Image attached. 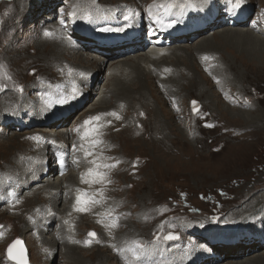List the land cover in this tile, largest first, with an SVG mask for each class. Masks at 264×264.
<instances>
[{"label": "rangeland", "instance_id": "374dc122", "mask_svg": "<svg viewBox=\"0 0 264 264\" xmlns=\"http://www.w3.org/2000/svg\"><path fill=\"white\" fill-rule=\"evenodd\" d=\"M117 1L118 0H0L1 157H3L4 152L6 154L10 153L13 146L24 143L26 140L29 141V139H33L38 133L33 128H40L41 130L44 127L50 126L56 114V109L57 112H60V108L64 105L72 106L69 110L72 109L71 111H73L72 116L69 117L71 118L68 120L69 123L66 124L67 127H61L64 129L67 128L69 131L65 139L68 140L72 137L70 133L72 129H75L76 123L85 126L83 123L90 115L87 109L102 91L105 84L104 76L111 62L110 59L113 57L115 58L117 55L107 56L106 69L103 70V72L92 74L88 83H86V81L84 83L79 82L77 88L80 87V94L78 93V95L73 98L68 97V101L65 99V103L68 104L64 103L62 107H58L56 104H60L59 101L61 100V97H58L56 99V104L54 102L55 105H53V107L48 108L44 114L41 113V117L37 118L38 114L30 113V116L23 114L22 111L24 110L22 106H25V104H27L26 102L29 101L35 104V98L37 97L40 99L43 94L39 93V88L41 87L44 89L49 88V91L61 88L64 84H59V79L64 75L62 72H65V66L67 65L64 64V68L63 66L60 68H53L54 73L48 74L51 83L46 82L41 78V74L44 75L45 72L49 73L47 71L48 67H45V63L43 62H32L34 60L33 56L36 53L34 48L41 39L45 40V37H49L53 28L57 29V32H59L62 37L60 33L61 30L66 33L68 29H74L72 28L73 21L91 23L90 21L93 20L89 17L90 12L113 10L117 5L133 6L130 0H125V2L121 1L122 3ZM147 1L149 0H143L142 2L135 0L136 4L139 6L140 12L142 10V4ZM224 1L226 2L227 0ZM229 1L232 2V0ZM244 2L245 5L249 7L250 12L248 14V22L242 29H248L251 25L255 26L252 24L253 18H256L260 11L264 10V4L261 5L264 3V0H244ZM219 8L222 9L221 6H219ZM160 9L162 8L160 7ZM140 12H135V19L141 17ZM72 13H74V15H71ZM132 14L133 13H131V15ZM192 15V17H194V14ZM120 18H124V16L121 15L118 19L115 18V21L121 20L123 23L126 22ZM129 21H131V18ZM132 21L135 23L134 20ZM85 22H82L81 25L83 27L81 30L75 29L74 31L81 36L79 39L81 43L93 45L92 43L96 42V40H93L94 38H88L89 34L85 31L87 30ZM108 23L91 25H93V27L95 26V29H100L105 27ZM140 25L142 24L140 23L138 27H140ZM263 25L264 21H261L258 27L260 28ZM221 28H223V26L215 30L210 28V30L207 31L208 28L205 32L208 37H211L213 32ZM146 31L145 27V32ZM66 35L68 34L66 33ZM201 35L202 33L195 34L194 38L182 37L169 46L182 44L187 47L194 46L195 41L198 40ZM65 39L67 44L73 41L69 35L67 38L65 37ZM70 44L72 45V43ZM104 45L107 46V44ZM74 50L81 52L83 49L79 50L76 48ZM110 51L111 50H108L107 52ZM218 51L219 52L216 53L217 56H225L229 58L231 62H234L232 55L224 47ZM83 52L93 53L94 51L91 50L87 52L83 50ZM111 53L115 52L111 51ZM133 54L134 53L125 54L122 55V57L120 55L118 56H120L119 58H124ZM28 55L30 59L26 60L25 57ZM204 55L205 54H197L196 59L192 60L194 63H192L191 66H195L194 71L201 85L204 83L202 87L205 88L209 94L207 98L206 94L200 95L197 93V89L192 86L188 87L187 85L180 94L182 98L178 100V98L170 96L166 92L164 94V89H161V86H159V88L157 87L156 78H150L151 93L153 97H155L151 98L150 101L156 110L160 111L161 115L163 113L166 115V119H160L158 117L159 120H157L159 125H161L160 130L162 133L156 132L157 125H155L156 121L152 120L153 117H149L148 120L146 119V113L151 110V105H133L129 100L128 102L120 100L115 103V99H113L106 104V109L108 110H97L90 116L93 117L101 113V120L99 122L93 121L95 122V126L99 123L102 127H99L98 134H95L97 137H101L100 141H102V148H104L103 154L106 156L105 159L107 162L112 163L115 160L119 167L110 177L109 171L106 172V179L103 183L98 181L99 191L98 194H95L104 195L105 203L108 202V206L104 207L107 210L111 209L109 202L114 198L117 199L115 202L118 204L115 208L116 213L112 211V213L116 215L112 217V220L118 223V225L120 221H128L127 216L129 214L132 215L134 213L132 216H135L136 219H138V217L140 218V226L137 227L136 224H133L134 226L132 227L133 230H135V235H138L136 238L137 241L147 246L148 254L152 252L155 254L151 255L147 260L154 259L155 256H159V259H161L160 252L164 248L172 254L176 253L175 251L178 250V255L165 258V262L162 264H203L204 262H200V260L198 262L196 259L200 255H204V258L207 260L212 259L209 260L210 263L207 264H227L235 261V256L237 255H241L237 260L242 262L246 259L253 260L256 255H261L260 250L251 252V248L254 246H251V244H253L252 242H261V238L264 237V120H224L222 119L223 115H221L219 111L223 109L221 106L222 103L230 105V107L235 106L250 109H252L251 107H253L254 104V106L256 105L257 107L256 111L253 112V114H256L255 117L259 116V114H263L264 69L253 68L250 70V72L252 71L251 73L245 72L249 75L245 79L240 76L237 79L235 77L232 82L227 83L228 85L225 84V93L222 94L220 91V95L216 91L217 87L211 84L207 71L201 70L198 66L199 64L196 63L198 56L203 57ZM35 57L37 59L40 58L39 56ZM69 58L72 59L73 56H69ZM69 63L70 61L68 64ZM238 65L237 67L242 68L241 65ZM80 66L84 65H79L78 67ZM89 68L92 71L94 67ZM179 69L183 70V67L181 66ZM207 70H211L210 66ZM230 73L231 72H229L228 75H230ZM254 75H256L257 80L254 79ZM184 84H187V82H184ZM20 87L23 88L22 92L19 90ZM61 92V90H58V96L61 95ZM9 94H14L19 98L21 96V98L17 102L8 104L6 98ZM209 96L211 98H209ZM86 99L87 102L85 104H77ZM193 101H196L195 106L192 103ZM1 102L4 103V105ZM210 102L214 104L216 112L213 111L212 106L206 104ZM238 102L243 104L238 106ZM218 103L219 105H217ZM19 105L21 108H19ZM109 105L112 108L109 107ZM116 105L118 106L115 107ZM172 106L174 109H177L176 113L173 111L176 116L166 112L169 109L173 110ZM201 106L204 108H201ZM107 107L111 109L109 110ZM194 107L198 109V111L194 112ZM80 110L85 113V118H83L82 115L79 117ZM113 112L120 118L117 119L116 116H112L110 113ZM107 114L110 116V119L104 120V116ZM32 115L34 118H31ZM17 121H21L22 123H18ZM129 123L136 129L144 128L141 133L142 143L133 137L130 141H126L125 137L120 135V131ZM207 125L214 126L209 127ZM110 134L115 135V137L113 138ZM36 139L37 143H40V139ZM155 139H162L166 145L175 141L177 144L179 143V147L181 148H178L176 153H167V157H163L154 146ZM13 143L15 145H13ZM27 144L29 145V143ZM250 144L251 146L249 147ZM15 149L13 148L12 150L16 151ZM46 149L47 147H44L45 151L39 162L45 161L48 163L50 161L47 156H44L49 153ZM19 152L20 150L15 152V156L18 155ZM236 153H241V155H237ZM173 154H175L176 157ZM10 156L12 158L15 157L14 155ZM108 156H110V158ZM1 157L0 171H3L4 168L2 167L4 166L2 165ZM138 158L140 159L138 160ZM146 161H150V165L148 168L144 169L142 165L144 166ZM75 173L78 177L81 171L79 172L76 170ZM11 175H13V173L7 174L6 176L9 177ZM240 183H242V185H252V195L250 197L242 198L245 192H240L238 194V192L242 190V186L239 185ZM9 188L10 187H7V189ZM7 189L6 191H8ZM144 192H148V197L144 196L141 198ZM24 194L25 193L21 192L22 196ZM40 195L44 198L47 197V195ZM22 198H19V200L22 201ZM251 198L256 200L250 202ZM66 200L68 201L67 198ZM68 203L69 201L67 205ZM122 206H124V208H121ZM1 207L0 231L3 229L2 234L5 238L0 240V264H18L11 259L8 252L9 246L17 240L20 241V244L13 249V253H17L20 256L21 250H23V258L27 260L26 264H29L31 260L34 259L31 256L33 254L35 255V253L32 254L29 250L31 246L27 243V239L29 238L27 236H33L34 229L31 228H37L39 224L43 225L45 221L34 219L33 222L30 223L32 227L27 225V228L30 229L23 234V236H25L24 239L23 236H19L20 233L17 231V227L15 228V226L12 225V222H14L12 217H14V215L17 217L18 215L16 216L13 210L6 211V209H1ZM57 207H60V205L57 204ZM125 208L127 211L124 210ZM49 227L51 229L49 233H51L53 229L56 230L55 222L51 223ZM75 231L77 233L79 232L77 229H75ZM85 231H88L86 234L84 232L85 236L87 235V237L91 239L94 238L89 236L90 232H95L94 229L86 227ZM169 232L177 234L179 239L174 241H163V239H161L159 244L156 243V238L158 236L162 238ZM49 233L46 234V237H49ZM73 238L74 243L80 246L81 242L79 239ZM129 246L132 247L134 245L129 244ZM93 248L96 249L97 247ZM59 249L60 245L57 251L54 250V259L57 260V262L60 259ZM42 251L43 249L41 252ZM115 257L109 258L107 264H115L116 261H118L117 259H119ZM125 261H127V259ZM155 261L156 260H151L149 264H153ZM244 263L247 264V262Z\"/></svg>", "mask_w": 264, "mask_h": 264}, {"label": "bare ground", "instance_id": "6f19581e", "mask_svg": "<svg viewBox=\"0 0 264 264\" xmlns=\"http://www.w3.org/2000/svg\"><path fill=\"white\" fill-rule=\"evenodd\" d=\"M121 1L125 2V0H118L117 2ZM130 1L133 3V6L117 5L113 10L90 12L89 17L93 20L90 21L91 23L85 21H73L72 28L74 29H68V32L66 31V33L73 39V41L70 42L72 45L65 42V37L67 38L68 36L65 31H60L62 34L61 37L59 32H57V29L54 28L52 29L49 37H45V40L41 39V41H39L37 46L34 48L36 53L33 56L34 60L32 62L45 63V67H48L47 71L49 72H45L44 75L41 74V78L46 82L51 83L49 81L48 74L54 73L53 68H60L66 64L67 66H65V72H62L64 75L59 79V84L64 85H61L62 87L58 89L62 91L60 96H58V90L49 91V88H39V93H43L41 98L38 99L36 97L35 100L33 99L35 104L30 101L26 102L27 104L22 106V109L24 110L22 111L23 114L26 116H30V113L38 114V118L41 117L42 114L48 110V108L53 107V105L56 104V99L58 97L68 101V97L73 98L77 96L80 92V87L77 88L78 83H84L85 81L88 83L92 74L103 72V70L106 69L107 56L117 55L115 58L113 57L110 59L111 62L106 69L104 76L105 84L102 91L87 109V112L90 113L89 117L94 114V111L108 110L106 109V104L113 99H115V103L120 100L123 102H128L129 100L133 105H151V110L146 113V119L148 120L149 117H153V119H151L156 121V132L162 133L160 130L161 125H159L157 120H159L158 117L160 119H166V115L164 113L161 115L160 111L156 110L150 101L151 98H155L151 93L152 89L150 85V78H156L157 87L159 88V86H161V89H164V94L166 92L170 96L178 98V100L182 98V95L180 94L187 85L188 87L192 86L197 89V93L200 95L206 94L207 98L209 94L207 90L202 87L204 83L201 85V82L197 78V75L195 74L196 72L194 71L195 66H191V64L194 63L192 60L196 59L197 54H205L203 57L198 56L196 63L199 64L198 66L201 70L207 71L211 84L214 87H217L216 91L219 94L220 91L222 94L225 93V84L232 82L235 77L237 79L240 76L245 79L249 76L248 73L245 72L251 73L252 71L250 72V70L253 68L264 69V25L260 28L258 27L261 21H264V10L260 11L256 18H253L252 24L255 26L251 25L248 29H242V27L248 22V14L250 12L249 7L245 5L244 0H232V2L229 0L226 2L224 0H149L142 4L141 12L139 11V6L136 4L135 0ZM139 1L142 2L143 0ZM236 3L241 4L242 7L236 8ZM263 4L264 3L261 5ZM219 6H221L222 9H220ZM160 7L162 9H160ZM135 12H140L141 17H137L135 19ZM131 13L133 14L131 15ZM192 14H194V17H192ZM121 15H123L124 18L120 19L126 21L125 23L121 22V20L115 21V18L118 19ZM126 17L129 19L131 18V21H129V19L126 20ZM157 18H159V22H157ZM132 20H134L135 23H133ZM172 21H175V23L169 27L168 24ZM82 22H85V26H87V30L85 31L89 34L88 38H94L93 40H96V42L92 43L93 45L81 43L79 40L81 36L79 33L74 31L75 29L81 30L83 27L81 25ZM105 23L108 24L100 29H95V26L93 27V25H91H102ZM140 23L142 25L138 27ZM222 26L223 28L213 32L211 34L212 36L210 35L211 37L207 36V33L205 32L206 29L209 28L207 31H209L210 28L215 30L216 28ZM145 27L147 30L146 32ZM120 28H123L124 30L117 32V29ZM102 29L110 30L102 31ZM199 33H202V37L200 36V38L195 41L194 46L187 47L183 44L169 46L182 37L194 38V35ZM102 42L107 44V46H105ZM221 46L229 51L234 59V62H231L230 59L225 56L216 55V53L219 52L218 50L222 48ZM76 48L79 50L83 49L87 52L93 50L96 53H85L83 50L78 52L74 50ZM108 50L115 53H111V51L107 52ZM130 53L134 54L129 56L127 55L128 57L119 58L120 56L122 57V55ZM35 56H39L40 58L37 59ZM69 56H73V58L70 59ZM205 57H207V59H205ZM25 59L29 60L30 56H26ZM69 61L70 63L68 64ZM75 64L78 66H84L78 67ZM238 64L241 65L242 68L237 67ZM181 66L183 67V70L179 69ZM209 66L211 70L208 71L207 69ZM89 67L94 68L91 71ZM229 72H231L230 75H228ZM253 77L257 80L256 75ZM184 82H187V84H184ZM20 98L14 94H9L6 101L8 100L7 103L11 104L17 102ZM209 98L211 97L209 96ZM86 102L87 99L82 100L77 104H85ZM64 103L56 105L58 107H62ZM2 104L4 105V103ZM206 104L212 106L213 111L216 112L213 103L210 102ZM237 104L238 106H241L243 103L238 102ZM217 105H219V103ZM117 106L118 105L115 107ZM221 106L223 109L219 112L223 115L222 119L224 120H264V109H262L263 114H259L257 117H255L256 114H253V112L257 109L254 104L253 107H251L252 109L235 106L230 107V105L225 103H222ZM109 107L111 106L109 105ZM202 107L203 106H201V108ZM19 108H21L20 105ZM70 108H72V106L64 105L60 108V112H57L56 109V114L54 119L51 121L50 126L44 127L41 130L40 128H33L38 132L33 139H29V141L26 140L24 143L13 146L14 149L16 148V151L12 150V148L10 153L6 154L4 152L3 157L0 156L2 165L4 166L2 167L4 168L3 171H0V207L3 206L1 209L4 208L6 211L13 210L16 216L18 215L17 217H15V215L12 217V220L14 221L12 222V225H14L15 228L17 227V231L20 233L19 236H23L25 231L30 229L27 228V225L31 226L30 223L33 222L34 219L45 221L43 225L39 224L37 228H31L34 229V237L27 236L29 237L27 239V243L31 246V249L29 250L32 254L35 253V255L33 254L31 256L34 259L31 260L29 264H107L109 258L113 256H116L115 258H119L115 264H145V261L149 262L151 260H156L153 264H162L165 262V258L178 255V250L175 251L176 253L172 254L164 248L160 252L161 259H159V256H155L154 259L147 260V258L151 255H155L152 252L150 254L147 253L145 257H142L141 261L137 262L133 259L130 252L125 251L119 254L116 251L117 248L126 249L130 247L129 244H133L134 241H137L136 238L138 235H135V230H133L132 226H134L133 224H136L137 227L140 226L141 220L139 217L136 219L135 216H132L134 214L133 213L132 215L129 214L127 216L128 221H120L118 225V223L112 220V217H115L116 215L113 214L112 211L116 213L115 208L118 204L115 202L117 199L114 198L109 202L112 210L109 208V210H107L104 208L105 206H108V202L105 203L106 201H104V195L95 194H98L99 191L98 180L88 175V170L97 169L105 175L106 172L109 171L110 177L114 171H117V168L119 169L118 163H116L115 160L112 163L107 162L105 159L106 156L103 154V144L93 143L94 140H100V136L97 137L95 133L84 136V133L88 131L89 128L96 127L95 122L88 126H82V124L76 123L75 129H72L71 127L72 130L70 135H72V137L68 140L65 139L69 131L67 128H64L67 127L66 124L69 123L68 120L71 119L69 117L72 116L73 113V111H71L72 109L69 110ZM111 108H109V110ZM172 109L173 110L169 109L166 112L176 116L173 111L176 113L177 109H174L173 106ZM84 114L85 113L81 111L79 117L82 115L83 118H85ZM98 114L101 115V113ZM106 116H104V120H109L110 116L108 114ZM31 118H34V116L32 115ZM17 122L22 123L21 121ZM62 126L64 128H61ZM143 130L144 128L136 129L131 126V123H129L120 131V135L124 136L126 141H130L133 137L142 143L141 133ZM110 135L113 138L115 137V135ZM36 138L40 139V143H37ZM27 143H29V145ZM13 145L15 144L13 143ZM74 145L75 148H73ZM154 146L163 157H167V153H176L178 148H181L179 147V143L177 144L175 141L166 145L162 139H155ZM250 146L251 144L249 147ZM44 147H47L46 150L49 152L47 155H44L47 156L48 160H50L48 163L45 161L39 162L41 156L44 154ZM18 150H20V152L15 156V152ZM85 153H89V155H85ZM236 154L241 155V153ZM10 155H14L15 157L12 158ZM58 157L64 161L63 167L58 163ZM108 157L110 158V156ZM139 159L140 158H138V160ZM104 165H115V167L106 168ZM149 165L150 161H146L142 167L146 169ZM76 170L79 172L81 171L78 177L75 173ZM10 173H13V175L9 177L6 176ZM105 179L106 178L104 177L100 183H103ZM242 183L239 184L242 186V190L239 191L238 194L240 192H245L242 198H248L252 195V185H242ZM7 187L10 188L7 189ZM6 189L8 191H6ZM21 192L25 194L22 196ZM147 193L148 192H144V195L141 196V198L144 196L148 197ZM40 194L47 195V197L44 198ZM77 195H84L86 199L89 198L88 200L95 201V203H90L88 205V211H77L74 207ZM19 198H22L23 200L20 201ZM66 198L69 201L68 205ZM250 200V202H253L256 199L251 198ZM57 204L60 205V207H57ZM121 208H124V206ZM149 209L152 210L151 208ZM124 210H126V208ZM53 222H55L56 230L53 229V231L49 233L51 231L49 226ZM114 223L117 224L116 227H112ZM86 227L94 229L95 233H97L93 239L87 237V235L85 236L86 232H88L85 231ZM74 228L79 230V232L77 233ZM2 232L3 229L0 231V240L5 238ZM47 233H49V237H46ZM73 237L79 239L81 242L80 246L74 243ZM23 238L25 239V236H23ZM86 241H89V243H86ZM252 243L253 244H251V246H254L251 248V252L260 250L261 255H256L253 260L246 259L244 262H247V264H264V237L261 238V242ZM59 245L60 259L57 262V260L54 259V250L57 251ZM93 247L97 248L94 249ZM42 249L43 251L41 252ZM240 256L241 255L235 256V261L227 264H245L244 262L237 260ZM126 259L127 261H125ZM196 259L198 262L199 260L200 262H204L203 264L210 263L209 260H212L205 259L204 255H200Z\"/></svg>", "mask_w": 264, "mask_h": 264}, {"label": "snow or ice", "instance_id": "6c2138e0", "mask_svg": "<svg viewBox=\"0 0 264 264\" xmlns=\"http://www.w3.org/2000/svg\"><path fill=\"white\" fill-rule=\"evenodd\" d=\"M235 7L236 8H240L242 7L241 4L239 3H236L235 4ZM71 15H74V13H72ZM129 19L128 17H126V20ZM157 22H159V18H157ZM175 23V21H172L171 23L168 24L169 27L172 26V24ZM110 29H102V31H109ZM124 29L123 28H120V29H117V31H123ZM205 59H207V57H205ZM19 90L22 92L23 91V88L20 87ZM65 101L63 99H61L59 101V103H64ZM193 105L195 106L196 105V101H193L192 102ZM193 111H198V109H196L195 107L193 108ZM111 115L113 116H116L117 119H119L120 117L115 113H110ZM101 115H96V116H93V117H89L88 119H86L84 121V125L85 126H88L90 125L93 121L95 122H99L101 120ZM209 127H213L214 125H207ZM99 127H101V125H99V123H97L96 127H93V128H89L88 131H86L84 133V136H88L92 133H97L98 134V131H99ZM102 141L100 140H94L93 143H101ZM73 148H75V145L73 146ZM85 155H89V153H85ZM75 162V161H74ZM58 163L63 167L64 166V161L59 159L58 157ZM99 167V166H98ZM104 167L106 168H109V167H115V165H104ZM88 175L92 176L94 179H97L98 181H102L105 177V174L98 171L97 169H89L88 170ZM82 179H83V174H82ZM90 203H95V201H90L88 199L85 198L84 195H77V198H76V204L74 205L75 209L77 211H81V212H84V211H88L89 210V207L88 205ZM118 219V218H117ZM117 224H113L112 227H116ZM89 236L90 237H95L96 236V233L95 232H90L89 233ZM161 239H163V241H174V240H177L179 239V236L175 233H171L169 232L167 235H164L162 238L161 237H157L156 238V243L159 244V242L161 241ZM86 243H89V241H86ZM20 244V241L17 240L15 241L12 245L9 246V249H8V252H9V255L10 257L14 258V259H17L18 261H20V264H23V250H21V254L20 256H15L13 254V249ZM133 245L132 247H128V248H117L116 251L118 253H121V252H130L132 254V257L135 261L139 262L141 261L142 257H145L148 253V249H147V246L141 244L140 242L138 241H134L133 242ZM145 264H149V262L145 261Z\"/></svg>", "mask_w": 264, "mask_h": 264}, {"label": "water", "instance_id": "95a60500", "mask_svg": "<svg viewBox=\"0 0 264 264\" xmlns=\"http://www.w3.org/2000/svg\"><path fill=\"white\" fill-rule=\"evenodd\" d=\"M15 256H19L17 253H13ZM11 259H13L14 261H16L18 264H20V261H18L17 259H14L11 257ZM27 260L25 258H23V264H26Z\"/></svg>", "mask_w": 264, "mask_h": 264}]
</instances>
